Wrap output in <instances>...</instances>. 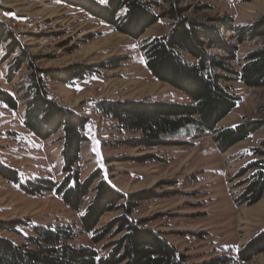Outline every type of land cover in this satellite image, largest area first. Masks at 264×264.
Wrapping results in <instances>:
<instances>
[{
  "label": "rangeland",
  "instance_id": "rangeland-1",
  "mask_svg": "<svg viewBox=\"0 0 264 264\" xmlns=\"http://www.w3.org/2000/svg\"><path fill=\"white\" fill-rule=\"evenodd\" d=\"M181 1L179 6L186 18L211 25L215 19L228 17L235 25L251 24L264 17V0ZM167 7L162 2L158 11ZM0 21L19 36L32 56L38 57L36 64L42 69L64 70L76 64L98 67L96 74L84 81L72 86L50 82L48 88L57 104L90 119L86 128L89 140L80 153L82 180L100 169L101 176L126 195L150 191L153 199L139 203L132 218L146 220L193 263L222 255L235 258L239 250L264 230V195L252 206L239 207L235 203L243 190L238 185L251 173L243 177L238 174L258 160L253 149L262 148L264 125L225 153L214 142L212 133H198L192 126L168 137L179 143L155 149L132 148L119 141L136 135L117 130L115 120L94 109V103L104 99L150 97L189 102L178 90L151 75L141 50L145 40L166 36L171 20L162 19L140 39H133L60 0H0ZM260 42L246 41L239 45L240 61L230 63V67L240 71L242 60L258 49ZM210 52L224 56L222 51ZM4 55L1 48L0 88L16 94L22 85L28 84L27 65L9 82L7 73L12 58L3 62ZM230 77L227 86L239 100L219 128L248 121L264 124V88H249L236 76ZM24 111L23 103L17 111L0 106V162L16 170L23 183L40 185V180H50L60 184L66 176L61 156L63 133L45 141L39 139L24 126ZM93 196L90 192L82 209L76 212L55 191L30 194L0 176V220H23L29 225H77ZM122 213V210L107 213L100 226ZM20 231L25 235L31 232L24 228ZM4 235L17 244L24 242L20 234ZM119 238L120 235H110L94 244L91 234H80L73 243L93 247L105 256L108 251L104 246ZM241 264H264V253Z\"/></svg>",
  "mask_w": 264,
  "mask_h": 264
},
{
  "label": "trees",
  "instance_id": "trees-1",
  "mask_svg": "<svg viewBox=\"0 0 264 264\" xmlns=\"http://www.w3.org/2000/svg\"><path fill=\"white\" fill-rule=\"evenodd\" d=\"M79 8L91 17L112 27L115 31L140 39L144 33L162 19L171 20L166 36L144 41L142 52L146 66L158 81L172 86L185 95L189 102H169L161 99L100 100L95 111L117 122V130H126L136 136L120 144L132 148L155 149L169 146L168 137L192 126L198 133H212L222 152L256 133L262 122L248 121L234 127L219 128L220 123L236 108L238 98L227 83L236 76L249 88H264V17L245 25H235L232 18L215 19L214 24L197 22L184 16L181 0H60ZM253 1V0H247ZM168 7L158 11L160 4ZM226 34L231 35L227 37ZM258 49L242 60L240 71L230 67L238 62V46L246 41H258ZM4 48L3 62L12 58L7 80L16 78L26 64L28 84L15 93L0 88V106L17 111L25 105L24 126L41 140H48L62 132L63 173L58 184L40 180L43 184L23 183L19 173L0 162V176L30 194L45 190L61 195L64 203L79 212L90 192L93 198L77 225H29L23 220H0V264H241L264 253V230L256 235L237 257L222 255L201 263L189 257L167 241L161 232L151 228L146 220L133 219L139 203L153 199L150 191L124 194L95 170L87 179H81L80 153L89 138L86 128L90 119L75 109L57 104L49 95V83L72 86L96 74L94 66L76 64L64 70L42 69L22 45L17 34L0 21V49ZM211 50L222 51L224 56ZM262 148H255L258 160L248 164L238 177L251 173L238 186L243 190L237 206L257 204L264 195V140ZM95 184V185H94ZM30 185V188L27 186ZM48 185V186H45ZM123 213L100 226L104 216L112 211ZM29 229L25 235L21 229ZM20 234L23 244H17L4 234ZM80 234H91L94 244L110 235H120L116 241L104 246L105 256L93 247L76 246L73 241Z\"/></svg>",
  "mask_w": 264,
  "mask_h": 264
},
{
  "label": "crops",
  "instance_id": "crops-1",
  "mask_svg": "<svg viewBox=\"0 0 264 264\" xmlns=\"http://www.w3.org/2000/svg\"><path fill=\"white\" fill-rule=\"evenodd\" d=\"M113 185V184H112Z\"/></svg>",
  "mask_w": 264,
  "mask_h": 264
}]
</instances>
